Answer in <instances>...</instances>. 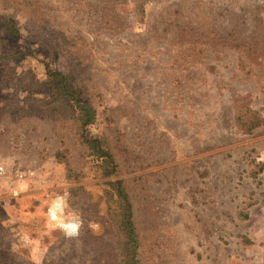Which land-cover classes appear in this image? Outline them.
Here are the masks:
<instances>
[{
	"label": "rangeland",
	"instance_id": "374dc122",
	"mask_svg": "<svg viewBox=\"0 0 264 264\" xmlns=\"http://www.w3.org/2000/svg\"><path fill=\"white\" fill-rule=\"evenodd\" d=\"M1 49L14 56L0 63V264H114L115 180L139 264H264V0H0ZM55 69L95 111L86 135L107 143L114 177L49 100ZM240 110L261 125L243 132ZM58 197L76 237L49 218Z\"/></svg>",
	"mask_w": 264,
	"mask_h": 264
},
{
	"label": "trees",
	"instance_id": "16d2710c",
	"mask_svg": "<svg viewBox=\"0 0 264 264\" xmlns=\"http://www.w3.org/2000/svg\"><path fill=\"white\" fill-rule=\"evenodd\" d=\"M4 31L12 35L16 34L14 25L9 21L2 25ZM1 40H5L1 38ZM14 56V50L1 49L0 63L7 61L8 57ZM48 84L52 86L53 92L49 95L51 102H61L71 110L73 120L80 131V139L85 147L86 154L91 158L97 169L100 178H110L117 174V164L107 143L98 137H88L86 133L89 127L95 122V111L86 101L80 88L76 86L70 75L57 69L47 72ZM240 110L236 114L237 124H241V129L245 133L259 127L262 121L259 116L250 111ZM57 156H60L57 154ZM105 197L108 204L109 216L117 227V249L118 259L114 264H139L138 235L133 221L132 204L121 180L108 181L105 183ZM246 220L247 213H239V219ZM243 241L246 240L240 236ZM249 243V242H248Z\"/></svg>",
	"mask_w": 264,
	"mask_h": 264
},
{
	"label": "built area",
	"instance_id": "2783aa9c",
	"mask_svg": "<svg viewBox=\"0 0 264 264\" xmlns=\"http://www.w3.org/2000/svg\"><path fill=\"white\" fill-rule=\"evenodd\" d=\"M33 175V172L31 170H26V171H20L18 173H16V177H15V180L19 183V182H22L24 180H26L27 178L31 177ZM10 175H9V172L7 170V168L3 165L0 164V183H3V182H7V181H10ZM12 190V193L14 195L17 194V189H11ZM58 201V203L60 204L59 205V208H54V206H51V208L49 209V218L52 222H54L57 226H59V224L61 222L63 223H78V221L74 218H66L64 219V214H63V208L61 206V201H62V198L61 197H58L55 199V201ZM54 203V202H53ZM50 210H55V213H56V216H57V219L56 220H53L50 216ZM79 224V223H78ZM60 227V226H59ZM61 228V227H60ZM79 229V228H78ZM62 230L64 231L65 235L67 237H70V238H73V237H76L78 235V231L76 234L72 235V234H68L63 228Z\"/></svg>",
	"mask_w": 264,
	"mask_h": 264
},
{
	"label": "clouds",
	"instance_id": "9594fccd",
	"mask_svg": "<svg viewBox=\"0 0 264 264\" xmlns=\"http://www.w3.org/2000/svg\"><path fill=\"white\" fill-rule=\"evenodd\" d=\"M54 208H59V204L54 205ZM50 216L53 220L57 219L55 210H50ZM59 226L61 228H63L68 234H76L79 228V224L78 223H63L61 222L59 224Z\"/></svg>",
	"mask_w": 264,
	"mask_h": 264
}]
</instances>
